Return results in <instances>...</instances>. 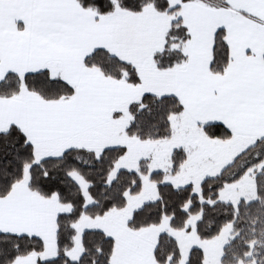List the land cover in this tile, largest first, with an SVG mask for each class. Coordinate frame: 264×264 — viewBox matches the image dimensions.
Listing matches in <instances>:
<instances>
[{"label": "snow or ice", "instance_id": "1", "mask_svg": "<svg viewBox=\"0 0 264 264\" xmlns=\"http://www.w3.org/2000/svg\"><path fill=\"white\" fill-rule=\"evenodd\" d=\"M0 264H264V0H0Z\"/></svg>", "mask_w": 264, "mask_h": 264}]
</instances>
